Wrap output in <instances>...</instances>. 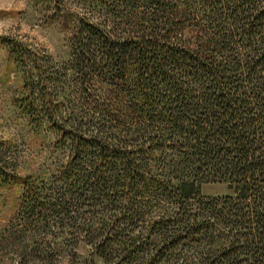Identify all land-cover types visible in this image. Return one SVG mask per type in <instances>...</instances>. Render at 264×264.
<instances>
[{"label": "trees", "instance_id": "obj_1", "mask_svg": "<svg viewBox=\"0 0 264 264\" xmlns=\"http://www.w3.org/2000/svg\"><path fill=\"white\" fill-rule=\"evenodd\" d=\"M80 1H54L67 63L2 40L54 156L20 177L0 151L1 243L40 264H264V0Z\"/></svg>", "mask_w": 264, "mask_h": 264}, {"label": "rangeland", "instance_id": "obj_2", "mask_svg": "<svg viewBox=\"0 0 264 264\" xmlns=\"http://www.w3.org/2000/svg\"><path fill=\"white\" fill-rule=\"evenodd\" d=\"M55 0H0V143L4 149L1 158L5 168L14 169L20 177L27 175L40 177L45 174L54 154L53 135L45 127L36 128L22 114L16 103L21 95L19 71L11 61L2 44L4 39L23 42L32 49L43 51L53 61L62 65L70 55V37L75 28V17L70 14H58ZM68 6H81L80 0H63ZM204 194L224 195L222 185L204 186ZM17 189H8L0 185V235L14 218L17 205ZM16 247L1 243L0 264H40L36 260H23ZM67 250V248H66ZM79 252H83L80 248ZM60 258V257H59ZM60 264H70L69 255L60 259ZM73 264H77L73 262ZM79 264H88V258L81 256ZM97 264H101L97 260Z\"/></svg>", "mask_w": 264, "mask_h": 264}]
</instances>
